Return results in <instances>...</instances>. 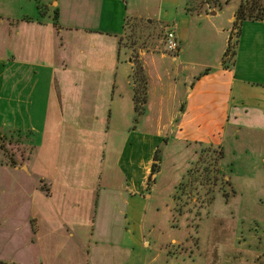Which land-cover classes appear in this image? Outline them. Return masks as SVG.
I'll return each mask as SVG.
<instances>
[{"label":"rangeland","instance_id":"374dc122","mask_svg":"<svg viewBox=\"0 0 264 264\" xmlns=\"http://www.w3.org/2000/svg\"><path fill=\"white\" fill-rule=\"evenodd\" d=\"M31 1L42 10L40 18L57 33L62 28L58 14L62 6L53 5L57 0ZM2 2L6 4V0H0V12ZM200 25L199 28L197 20L194 22L178 64L214 67L223 59L222 51L227 50L225 40H230L231 45L235 44L230 66L238 78L264 80V73L246 72L250 55L248 49L242 48L246 28L240 42V33L237 37L233 24L229 34L223 31L228 27L225 17L214 20L212 29L205 23ZM163 35L164 31L154 25L146 27L143 20H130L118 42L117 58H121L122 66L114 86L104 95L103 84H97L98 96L91 92L88 107L84 106L86 101L82 106L79 119L84 124L83 142L79 140L81 130H67L78 116L77 99H72L73 113L63 116L65 134L58 140L61 146L50 145L47 134L44 137L23 128L3 129V134L15 141L10 145L0 136V221L8 217L21 223L31 212L26 205L25 190L29 186L18 174L24 172H13L7 164L17 165L23 159L28 163L31 156L30 181L34 184L36 179L42 189L55 183L54 195L58 198L51 212L55 225L45 224L41 233L43 264H264V164L258 158L263 138L254 136L250 146L241 147L243 131L234 140L225 134L222 147L215 148L222 153L219 165L223 183L214 181L218 177L209 167V182L201 185L198 176L202 169L197 163L206 147L185 143L169 128L170 117L167 118L169 112L172 117L176 115L173 111L179 105L174 101L184 97V90L179 87L177 98L165 99L162 108L159 97L152 96L159 94L153 89L171 85L173 90L178 79L170 74L156 82L146 74V59L173 57L165 49ZM76 38L79 36L69 41L63 32L56 59L97 57L87 51L81 37L82 42ZM233 47L229 48L231 53ZM127 58L133 65L129 80L120 72ZM176 65L171 62L173 68ZM136 88L147 99L138 110L133 102ZM76 89L79 88L72 91ZM160 118L165 129L159 127ZM4 122L7 124L8 119L2 114L0 127ZM18 122L25 125L22 117ZM18 138L25 140L26 149L18 145ZM153 165L158 170L154 180ZM134 191L135 196L131 195ZM37 196L44 218L47 210L43 201L48 200L45 194ZM59 199L67 202L64 205ZM34 210L39 212L36 206ZM9 228L15 227L6 228L7 232ZM26 238L22 232L13 233V242L4 252H17L18 248L23 252ZM25 251L23 259L32 261L34 252L26 247Z\"/></svg>","mask_w":264,"mask_h":264},{"label":"crops","instance_id":"0c3cea01","mask_svg":"<svg viewBox=\"0 0 264 264\" xmlns=\"http://www.w3.org/2000/svg\"><path fill=\"white\" fill-rule=\"evenodd\" d=\"M241 1L243 0H231L221 11H209L208 15L190 17L185 12L186 0H57L53 5L62 6V12L58 13L59 26L62 28L57 29V33L40 18L42 10L37 9V5L31 0H6V4L2 2L0 115H6L8 122L7 124L4 122L0 127V136L12 145L15 139L7 138L2 132L3 129L21 131L23 128L44 137L47 134L50 145L61 146L58 140L65 134V128H62L65 126L63 116L73 113L75 108L72 99H77L78 116L75 117L76 122L70 124L67 130L76 132L81 130L79 140L83 142L84 124L79 119L80 113L84 111L82 106L86 101L84 106L88 107L90 97L98 96L95 88L97 84H103L104 95H107L108 89L114 86L119 68L122 66L121 58H117L118 42L125 32L127 19L143 20L151 27L154 25L163 31L173 30L179 41L181 54L182 47L191 37L192 26L196 20L199 28L200 24L205 23L212 29L214 20L225 17L228 27L223 31L229 34L235 19V11ZM262 4L264 6V0ZM245 28V45L242 48L249 50L248 54L250 53L247 55L246 72L264 73V20L244 22L240 27V42L241 38H244ZM195 31L197 26L193 32ZM63 32H66L69 41L75 35L79 36L76 40L83 41L87 51L95 53L97 57H85L81 50L79 52L83 55L81 58L56 59V53L61 46L59 38ZM214 32L218 34L215 30ZM105 51H108L107 55ZM222 52L225 53L224 50ZM180 54L177 58L162 55L160 58L146 59L144 63L149 79L160 82L161 77L170 74L178 79L173 90H170L171 85H168L167 89L163 86H159V90L153 89L159 94L152 93V96L159 97L162 108L165 99L177 96L179 87L184 90L181 93L184 97L174 101L177 102V106L179 105L173 111L176 115L172 117V112H169L167 116L170 117L169 128L176 131L185 143H197L206 148L222 147L225 134L234 140L236 135L243 131L242 142H239L241 147L243 144L246 147L250 146L251 139L254 136L259 139L261 135L263 139L258 158L264 164V160L261 159L264 156V80L255 82L249 78H238L234 69L223 65L222 58L211 68L201 65L197 68L187 62L178 64ZM124 60L125 67L120 72L129 80L133 65L129 58ZM171 62L178 65L173 68ZM205 71L208 72L204 74ZM73 88L79 89L72 91ZM160 112L162 115V110ZM19 117L24 119L25 125L18 122ZM158 124L164 128V124L161 125L162 118ZM24 141L18 138L17 142L21 148L26 149L27 143ZM71 141L72 144H76L73 139ZM256 142L257 145L260 143L257 140ZM21 162L17 165L7 164L6 167L13 172H24L18 174L23 177L21 179L23 184L29 186L25 190L26 205L29 204L31 212H28L21 223L8 217L0 221V264H43L41 260L43 257L40 254L41 233L45 224L48 227L55 225L54 214L51 213L56 206L54 201L58 198L54 195L55 183L48 185L49 189L39 188L36 179L34 184L29 179L33 176L29 162L25 163V159ZM153 178L155 176H152V180ZM38 193L45 194V199L48 200L43 201L47 210L44 218L40 214ZM132 193L131 195H136L135 191ZM59 202L65 205L67 201L59 199ZM34 206L39 212L34 210ZM12 226L15 228L13 230L9 228L7 232L6 228ZM17 232H22L27 237L23 252L18 250L20 248L17 252L15 250L4 252V249H8L13 242V233ZM25 247L29 252H34L32 261L23 259L26 254Z\"/></svg>","mask_w":264,"mask_h":264},{"label":"trees","instance_id":"16d2710c","mask_svg":"<svg viewBox=\"0 0 264 264\" xmlns=\"http://www.w3.org/2000/svg\"><path fill=\"white\" fill-rule=\"evenodd\" d=\"M227 5H228V0H186L185 12L190 17L191 16H202V15H208L209 11H221ZM234 18L235 19L233 22V26H235L234 28L236 29L237 37H238L240 33V27L244 22H257V21L264 20V6L262 4V0H243L241 1L235 11ZM129 23H130V20L127 19L125 22L124 31L127 29V26ZM145 24H146V27H151V25H148V23L145 22ZM232 47L234 49L231 53L229 48L232 49ZM234 57H235V44L231 45L230 40H229L227 50L223 54V59H222L223 65L227 68L229 67L231 68L230 65L233 64ZM207 72L208 71H205L204 74ZM140 78L142 81L144 80L142 75ZM134 81H136V79ZM142 90H144V87ZM142 90H139V88L133 89V102H134V106L136 110H138V107L141 103L143 104L147 103L146 95L143 97L140 96L142 93L141 92ZM143 93L146 94L145 91ZM154 158H156V154ZM208 158L209 160H207ZM220 158H222V153L218 149H215L213 147H207L201 150L200 158L197 163L198 168H201L203 171V172L200 171L201 174L198 176L199 182L201 183V185L204 184L205 181L209 182L208 181L209 180L208 174L210 173L209 167H211V169L213 170V173H216L218 177V179L215 177L216 179H214V181L223 183L222 180L224 178L222 177V175H220V173H222V171L220 170V165H219ZM209 162H211V164ZM153 168L154 169H152L153 172L151 174L152 176L158 173V170L156 169L157 166L153 165ZM190 173H193V172L190 171ZM189 186L191 187L192 183ZM33 232H35V229L33 230Z\"/></svg>","mask_w":264,"mask_h":264},{"label":"built area","instance_id":"2783aa9c","mask_svg":"<svg viewBox=\"0 0 264 264\" xmlns=\"http://www.w3.org/2000/svg\"><path fill=\"white\" fill-rule=\"evenodd\" d=\"M163 42L166 51L173 56V58H177L179 51H180V45L179 41L176 37V34L171 29H166L164 31L163 35Z\"/></svg>","mask_w":264,"mask_h":264},{"label":"water","instance_id":"95a60500","mask_svg":"<svg viewBox=\"0 0 264 264\" xmlns=\"http://www.w3.org/2000/svg\"><path fill=\"white\" fill-rule=\"evenodd\" d=\"M148 22H150V21H148ZM154 179V178H153Z\"/></svg>","mask_w":264,"mask_h":264}]
</instances>
